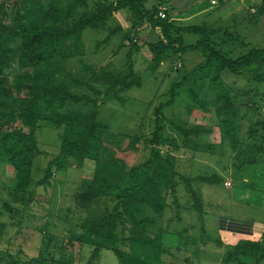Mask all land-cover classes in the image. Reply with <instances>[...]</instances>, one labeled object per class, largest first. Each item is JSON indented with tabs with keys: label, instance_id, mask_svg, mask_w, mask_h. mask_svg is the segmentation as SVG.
I'll return each mask as SVG.
<instances>
[{
	"label": "trees",
	"instance_id": "16d2710c",
	"mask_svg": "<svg viewBox=\"0 0 264 264\" xmlns=\"http://www.w3.org/2000/svg\"><path fill=\"white\" fill-rule=\"evenodd\" d=\"M148 2L14 0L9 6L0 5V163L14 169L15 198L28 206L31 200L26 196L31 191L33 164L39 155L36 131L41 122L64 127L60 154L44 170L41 185L52 186L55 173L63 170L64 159L73 158L80 166L86 160L95 162L93 180L82 185L80 208L88 212L97 203L110 205H106L101 216L82 223L81 232L72 236L69 242L72 247L79 244L93 249L88 264H94L103 250L112 251L118 264H167L166 256L172 252L162 244L168 229L156 233L159 217L165 214L171 201L176 206L178 222L182 221V210L195 212L203 218L207 207L199 188L203 184H222L223 180L217 175L191 178L178 171L176 157L170 153L162 155V146L178 147L176 139L166 135L167 123L171 126L169 129L185 141L184 146L190 147L195 154L217 148L199 142L201 137L211 136L214 127L174 123L163 115V105L156 109L157 118L149 139V159L130 167L125 160L110 155L116 145L121 147L126 139L128 151L137 152L140 138L110 134L109 127L100 120L99 101L74 93L71 86L77 84L76 81L72 85L67 82L72 78L67 64L85 56V30L100 29L116 12L126 9L131 13L134 32L138 33L144 23L159 30L155 42L145 43L154 72L170 59L180 61L181 68L185 56L200 54L203 61L172 85L167 104H175L180 91L186 89L191 105L209 113V100L204 89H212L215 92L213 105L217 128L222 140L229 142L235 154L234 167L243 170L257 162L258 152L252 146L245 148L241 138L244 115L242 105L238 103L251 91L234 95L223 75L244 77L257 86L264 85V47H251L236 31L220 32L207 24L181 26L173 20L171 9L166 8L167 18L161 19L158 17L160 10L157 7L149 9ZM186 35H195L197 41L186 44ZM137 41L132 44L125 67L118 75L86 66L85 69L96 78L110 81L104 93L88 83L85 85L97 96L102 95L104 100L113 97L120 102L123 93L142 87L143 80L135 70L133 59L135 51L140 50ZM14 66L19 73L12 78L8 72ZM79 104L91 105L92 109L88 112L70 109ZM259 178L264 180V171ZM181 186L186 192L185 205L180 203ZM6 229L7 226L0 223V239ZM176 234L179 241L184 238L187 244L207 242L204 235L197 240L183 232ZM218 244L222 245L221 242ZM32 261L35 264H73L64 257L41 256ZM224 262L263 263L264 234L258 241L246 240L232 247Z\"/></svg>",
	"mask_w": 264,
	"mask_h": 264
},
{
	"label": "rangeland",
	"instance_id": "374dc122",
	"mask_svg": "<svg viewBox=\"0 0 264 264\" xmlns=\"http://www.w3.org/2000/svg\"><path fill=\"white\" fill-rule=\"evenodd\" d=\"M105 1L115 2L117 0ZM164 1L149 0L147 6L149 9L153 7H157L159 10L166 9L167 7L161 4ZM170 1L172 6L167 9L169 11L171 9L173 15L180 16L177 18H181V20L174 21L181 26L207 24L220 32L236 31L244 40L246 39V43L251 47H264V0H215L216 5L210 4L212 0ZM13 2L14 0H0V5L9 6ZM131 25V13L125 9L116 12L109 22L100 29L85 30L83 33L85 56L67 64V70L72 77L67 82L70 85L73 81L77 83L71 86L72 91L78 95H88L99 101L101 104L100 120L109 127V133L140 138L137 152L128 151V139H126L121 147L116 145L110 155L125 160L130 167L137 166L149 159L151 152L149 139L153 132L154 119L157 118L156 109L163 105V115L174 123L214 127V133L211 136L201 137L199 142L201 145H214L217 148H214L212 152L203 151L195 154L190 150V147L184 146L185 141L170 130V125L167 123L166 135L175 138L178 147L162 146L160 148L162 155L166 156L170 153L176 157L178 171L185 175L189 174L191 178L217 175L222 177V180L226 179L224 175L226 173L222 172L226 169L225 167L228 168L230 165L227 164V160L233 153L229 142L222 140L217 128L215 106L213 105L215 92L207 87L204 89L205 96L209 100V113L191 105L186 89L180 91L175 104H167L168 93L172 85L175 82H180L183 76L203 61V58L200 54L190 53L185 56L181 68H179L180 61L174 62L173 59H170L161 64L154 72L149 49L145 43L155 42L159 30H154L144 23L140 31L136 33L132 30ZM185 38L186 44L189 45L197 41L195 35H186ZM135 40H138L136 44L140 50L135 51L133 59L135 70L143 80L142 87L133 88L123 93L121 95L122 102L113 97L104 100L102 95L97 96L85 83L104 93L110 81L96 78L91 71L85 69L86 66H91L105 74H120L125 67L127 54ZM8 73L14 78L19 71L14 66ZM236 78L237 76L233 77V75H223L226 85L234 91V95L237 92L258 90L257 88L263 86L253 87L251 80L248 79V83L245 84L238 82ZM202 94L201 97H203ZM238 103H240V99ZM70 109L88 112L92 106L79 104L71 106ZM63 131L64 127H57L46 122L39 124L36 131L39 155L33 164L31 191L26 196L29 201L31 200L28 206H24L15 198L14 169L0 163V223L7 226L0 239V264H29V262L35 264L32 260L41 256L55 259L64 257L71 260L73 264H88L91 259L93 251L91 247L79 244L72 247L69 242L72 236L81 232L80 225L82 223L101 216L106 205H110L103 202L97 203L88 212L80 208L82 185L83 182L93 180L95 162L86 160L80 166L73 158L64 159L62 161L63 170L55 173L51 180L52 186L45 187L40 184L49 162L60 154ZM257 184L261 185L262 183L258 181ZM207 188L209 191L202 192V195L208 199L206 202L210 214L208 220L216 223V217L221 214L231 218L258 221L264 225V194H252L246 199L242 196L239 182L234 184L233 195L226 192L223 184L207 185ZM228 188L233 189L231 186ZM238 194L241 196L237 201L239 203L236 204ZM179 198H181L180 203L185 205L187 197L184 186L179 188ZM171 203L170 201L165 214L159 217L156 233L168 229V232L163 235L162 244L167 248L174 249L178 245L179 239L173 236L172 232L173 230H182L184 224L177 221L176 206ZM8 208H11L12 211ZM199 233V231H194L191 236L199 239ZM180 244H185L182 239ZM194 248L190 244L188 246L189 253H186L185 256L180 255L183 264H190L186 258L192 257ZM185 249L186 247L183 250ZM166 259L170 261L167 256ZM94 264H118V260L112 251L103 250Z\"/></svg>",
	"mask_w": 264,
	"mask_h": 264
},
{
	"label": "crops",
	"instance_id": "0c3cea01",
	"mask_svg": "<svg viewBox=\"0 0 264 264\" xmlns=\"http://www.w3.org/2000/svg\"><path fill=\"white\" fill-rule=\"evenodd\" d=\"M161 4L167 8L172 6L170 0H165ZM173 17V20L175 21L181 20V18H177L180 17L179 15H173ZM236 79L240 83H248L247 79L244 77H237ZM251 84L254 85L253 87L257 86L255 82H252ZM240 104L242 105L241 112L244 115V120L241 123V138L245 143V148L252 146L254 147V151L258 152L256 157L257 162L252 166L245 167L243 170H237L234 167V162H236L234 157L235 154L232 152L233 154L228 157L230 161L227 160V164L229 163L230 165L228 168L225 167L226 169L222 172L226 173L224 174L226 179H223L222 184L226 192L233 195L234 184L235 182H239L242 196L247 199L252 194H264V180L259 178L260 174L264 171V85L260 86L258 90L251 91L247 97L242 99ZM252 129H254V132L251 135L250 132ZM258 181L262 184H257ZM227 183H231V187L233 188L232 190L226 186ZM207 185L208 184H203L199 188L201 193L209 191V188L206 189ZM240 196L241 195L238 194V199L235 201L236 204L239 203H237V201L240 199ZM203 198L206 204L208 199L204 196ZM208 211L209 210L207 209L203 218H200V216L195 212L188 210L181 211L180 216L182 221H179V223L182 225L184 224V227L182 230H173V236L179 239L176 233L183 232L184 235L186 234L190 237L194 231H199V239L197 240H200L204 235L206 236L205 240L207 242H205L206 244L199 242L196 245L188 242V245H185L187 242L183 239L185 244L182 245L180 244L181 240L178 241L176 248L170 249L172 252V255L170 256L172 257L168 256L170 261L166 259L167 264H183L184 262L182 261L180 255L185 256L186 253H189L188 246L190 244L193 248L195 247L192 257L190 259L186 258V261L190 264H227L224 262L227 251L242 241H256L264 234L263 223L253 220L248 221L244 219L231 218L221 214L216 217V223H213V221L208 220V217L210 216ZM218 242H221L222 245H219ZM185 247L186 249L183 250ZM197 248H200V250L197 251ZM261 264H264V262Z\"/></svg>",
	"mask_w": 264,
	"mask_h": 264
},
{
	"label": "built area",
	"instance_id": "2783aa9c",
	"mask_svg": "<svg viewBox=\"0 0 264 264\" xmlns=\"http://www.w3.org/2000/svg\"><path fill=\"white\" fill-rule=\"evenodd\" d=\"M211 4L212 5H216L217 4V2L215 1V0H212L211 1ZM166 9H160V11H159V14H158V17L159 18H161V19H166L167 18V13H166ZM228 187H230L231 186V183H228V184H226Z\"/></svg>",
	"mask_w": 264,
	"mask_h": 264
}]
</instances>
